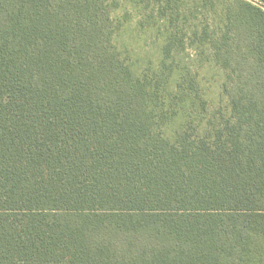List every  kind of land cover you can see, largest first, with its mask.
<instances>
[{
  "label": "trees",
  "instance_id": "1",
  "mask_svg": "<svg viewBox=\"0 0 264 264\" xmlns=\"http://www.w3.org/2000/svg\"><path fill=\"white\" fill-rule=\"evenodd\" d=\"M256 1L0 0V264H264Z\"/></svg>",
  "mask_w": 264,
  "mask_h": 264
},
{
  "label": "rangeland",
  "instance_id": "2",
  "mask_svg": "<svg viewBox=\"0 0 264 264\" xmlns=\"http://www.w3.org/2000/svg\"><path fill=\"white\" fill-rule=\"evenodd\" d=\"M187 1V0H185ZM255 3H258L256 0H251ZM120 3V7L118 6V8L116 9V12H114L115 14H118L120 16L123 15L122 11L124 8V3L119 1ZM187 5L186 2L184 4V6H182V9H186ZM122 9V10H121ZM129 12L128 14H126V19L123 18L122 21L124 22V29L125 31V35L123 36L124 40L126 43H129L131 46V49L133 48V43L134 41V34H131V27L134 28V26H136L137 21H141V14L142 8H128ZM141 11V12H140ZM125 13V12H124ZM184 16V14L182 15V17ZM149 22V21H148ZM147 21L144 23V29L143 30H148V35L146 36V38L142 39L141 42H139L140 45V51L142 52V54L140 55V62L143 66V68L147 65L148 62H150L149 60H156L160 55H161V47L163 45V36H162V31L159 29V23H157L156 28L154 31L150 30L152 25H149ZM185 42H188V50L185 52V56L187 57V61L188 59H195L197 57H199L201 60L204 59L203 55H201L200 53H197L196 48H194V46H192L191 44V39H185ZM140 52V53H141ZM191 64V66H194V64H192L193 62L190 60L189 61ZM201 67V66H199ZM196 68V67H195ZM200 72H202V69H200Z\"/></svg>",
  "mask_w": 264,
  "mask_h": 264
}]
</instances>
